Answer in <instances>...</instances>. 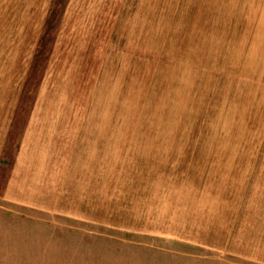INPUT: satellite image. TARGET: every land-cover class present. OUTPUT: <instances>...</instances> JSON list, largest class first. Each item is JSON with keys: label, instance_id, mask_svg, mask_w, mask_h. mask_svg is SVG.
<instances>
[{"label": "rangeland", "instance_id": "374dc122", "mask_svg": "<svg viewBox=\"0 0 264 264\" xmlns=\"http://www.w3.org/2000/svg\"><path fill=\"white\" fill-rule=\"evenodd\" d=\"M0 264H264V0H0Z\"/></svg>", "mask_w": 264, "mask_h": 264}]
</instances>
